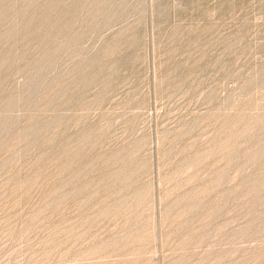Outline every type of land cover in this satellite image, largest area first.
I'll use <instances>...</instances> for the list:
<instances>
[{"label": "rangeland", "instance_id": "1", "mask_svg": "<svg viewBox=\"0 0 264 264\" xmlns=\"http://www.w3.org/2000/svg\"><path fill=\"white\" fill-rule=\"evenodd\" d=\"M0 264H264V0H0Z\"/></svg>", "mask_w": 264, "mask_h": 264}]
</instances>
